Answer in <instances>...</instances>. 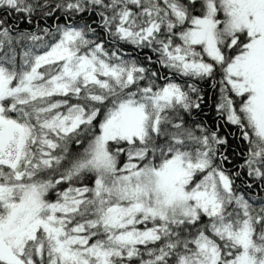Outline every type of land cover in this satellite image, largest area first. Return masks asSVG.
<instances>
[{
    "label": "snow or ice",
    "instance_id": "snow-or-ice-1",
    "mask_svg": "<svg viewBox=\"0 0 264 264\" xmlns=\"http://www.w3.org/2000/svg\"><path fill=\"white\" fill-rule=\"evenodd\" d=\"M0 264H264V0H0Z\"/></svg>",
    "mask_w": 264,
    "mask_h": 264
}]
</instances>
